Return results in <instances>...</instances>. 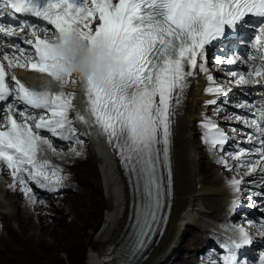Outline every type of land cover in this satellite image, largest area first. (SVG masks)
<instances>
[{
	"label": "snow or ice",
	"instance_id": "1",
	"mask_svg": "<svg viewBox=\"0 0 264 264\" xmlns=\"http://www.w3.org/2000/svg\"><path fill=\"white\" fill-rule=\"evenodd\" d=\"M249 13L264 16V0H0V168L10 172L13 183L9 187L19 185L33 206L43 204L33 185L55 193L65 177L61 168L39 154L51 151L57 156L79 157L82 152L76 147H70L67 154L57 152L53 138L76 145L84 142L69 119L71 94L63 91L69 82L77 83L76 79L61 81L59 93L37 96L6 68L19 67L59 79L51 71L56 45L49 36L61 41L76 37L92 47L100 42L118 57L121 70L109 73L102 84L91 78L83 82L88 110L122 167L134 177L139 195L137 246L143 248L164 220L165 198L171 194L176 109L190 80L198 72L208 73L205 45L221 37L225 25H234ZM214 61L227 80L225 85H217L207 75L210 86L205 93L217 98L206 104L216 105L217 115L223 110L219 97L226 98L234 90L245 97L255 96L252 101L237 103L235 107L243 113L229 117L249 129L244 136L251 147L227 154L237 162L235 169L224 156L217 163L229 171L258 172L264 180V25L258 27L246 53L215 57ZM77 119L87 123L82 115ZM201 127L210 148L223 151L229 137L218 124L205 118ZM228 183L239 194L244 181L232 178ZM249 194L264 197V192L249 190ZM230 231L239 236L228 237L221 244L225 255L220 264H236V250L252 242L245 227ZM259 231L264 235V220L259 221ZM258 262L264 264V252Z\"/></svg>",
	"mask_w": 264,
	"mask_h": 264
},
{
	"label": "rangeland",
	"instance_id": "2",
	"mask_svg": "<svg viewBox=\"0 0 264 264\" xmlns=\"http://www.w3.org/2000/svg\"><path fill=\"white\" fill-rule=\"evenodd\" d=\"M208 64L213 65L215 68L209 72L213 74L220 72L214 60H208ZM232 115L233 113L228 112L226 118ZM232 120L234 119H230V121ZM228 126H236V124ZM192 140L196 154L199 157L202 155L206 158L204 151L200 149L195 138H192ZM194 146L199 148L197 149ZM200 164L205 173L209 172L210 174L212 172L206 161L200 159ZM74 167L81 179H83L84 173L94 175L99 172L94 163V158L91 157H88L85 161H77ZM101 180L99 174L98 182ZM76 196L70 194L68 197L63 198L60 203L51 200V204L42 210L43 219H39L40 224L34 229L28 230L29 233L25 235V238H12L13 233L7 235L4 239L9 241L6 248L0 253V264H87V258L92 253L91 251L100 250L101 252V249H105L102 241L96 240V234L102 227L104 208L99 207L98 201L90 202L88 197ZM64 202H71L75 207L78 206L77 214L83 220L71 225L67 224L65 213L62 210V203ZM253 202L256 203V201ZM194 204L195 206L199 205L198 201H194ZM49 208H53V211H49ZM98 213L100 214L99 218L92 217L93 214ZM83 214L87 216H82ZM194 222L196 223V221Z\"/></svg>",
	"mask_w": 264,
	"mask_h": 264
},
{
	"label": "bare ground",
	"instance_id": "3",
	"mask_svg": "<svg viewBox=\"0 0 264 264\" xmlns=\"http://www.w3.org/2000/svg\"><path fill=\"white\" fill-rule=\"evenodd\" d=\"M208 65V73H197V75L190 80V83L193 80H196V84H192L189 91V96L187 99L188 104L190 105V111L187 114V121L192 122L196 118H198L199 114V103L201 101H204L205 99H209L208 95L205 93V86L208 84L207 82V75L213 74L209 72L210 70H214L215 68L213 65ZM180 120V119H179ZM178 120V121H179ZM224 126L233 125L236 124L237 127L240 123L236 120L230 121L229 118H224L219 120ZM180 125V127H179ZM231 127V126H230ZM181 129L183 132L189 131V136L187 138L183 137L179 139V142L176 145V137L174 139V145H173V159H174V185H175V197L173 199V206L172 211L169 214L168 221L166 224L165 231L160 238L159 242L156 245H152L149 251V256L143 261L142 264H162L165 261L166 251L168 248H171L172 246V239L175 235L177 237V234H179V237L175 243L179 244L181 238L183 237L182 231L186 230V226L194 221L191 219L186 212L182 213L180 210L184 208L185 205H187L190 202H193V199L196 198V196L192 193V188L195 184V171L197 170L198 161L196 159V152L191 144V139L194 137L195 132L192 126H189V124H186L185 121L177 122L175 127V132L177 130ZM232 137V134H231ZM101 171L103 172L105 177H108L110 181H115L116 176L111 171V166L109 168H105V166L100 167ZM209 183L212 185L218 184V178L215 176L211 179H209ZM119 184L114 185V189H119ZM185 192L184 195H180L181 193ZM212 193H217L221 196H226V192L223 189V187L220 185L217 191H214ZM184 196V197H183ZM82 197H88L89 201H97V195L93 192L89 191L83 194ZM193 199H192V198ZM213 197H207L202 198L204 199H211ZM253 199L258 203L259 199L256 198V196H253ZM245 201H248L247 198H243L242 202L243 204ZM89 205V204H88ZM49 211H53V208H49ZM214 211L217 210V208L213 209ZM108 214L112 213L113 215H118L119 210L112 211L111 208L108 210ZM111 214V215H112ZM96 215V214H95ZM94 214L92 215L95 216ZM82 216H87L86 214H83ZM95 218H97L95 216ZM126 214L125 216L118 222L114 224L113 227H109L107 225V222L105 221V228L98 231L96 234V240L102 241V245L105 246V249H101L97 251V253H93L89 255V258H87V264H104L110 257H111V248L114 245V242L116 238L118 237L119 233L122 231L124 222H125ZM108 219H111V216H108ZM79 220H83L82 218H79ZM85 221V220H84ZM112 231V232H111ZM52 234V233H51ZM24 249V248H23ZM183 264V263H182Z\"/></svg>",
	"mask_w": 264,
	"mask_h": 264
},
{
	"label": "clouds",
	"instance_id": "4",
	"mask_svg": "<svg viewBox=\"0 0 264 264\" xmlns=\"http://www.w3.org/2000/svg\"><path fill=\"white\" fill-rule=\"evenodd\" d=\"M48 39L56 45V60L51 71L59 79H54L46 73L40 74L35 82L28 86L37 96L41 93H53L61 81L69 78L81 83L91 78L97 84H102L109 73L121 70L118 57L110 53L100 42L92 47L87 41L76 37L65 38L63 41L58 38L52 39L51 36ZM238 236L237 232H233L232 238L236 239Z\"/></svg>",
	"mask_w": 264,
	"mask_h": 264
}]
</instances>
